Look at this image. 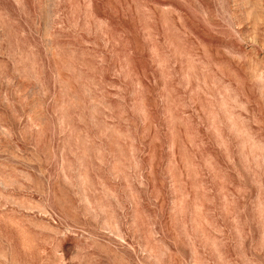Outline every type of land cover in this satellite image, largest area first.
<instances>
[{"label":"rangeland","instance_id":"obj_1","mask_svg":"<svg viewBox=\"0 0 264 264\" xmlns=\"http://www.w3.org/2000/svg\"><path fill=\"white\" fill-rule=\"evenodd\" d=\"M0 264H264V0H0Z\"/></svg>","mask_w":264,"mask_h":264}]
</instances>
